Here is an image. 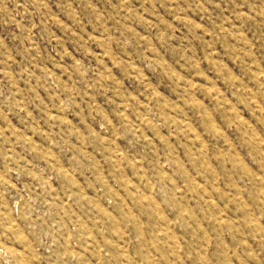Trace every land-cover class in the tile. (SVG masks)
<instances>
[{"label": "rangeland", "instance_id": "obj_1", "mask_svg": "<svg viewBox=\"0 0 264 264\" xmlns=\"http://www.w3.org/2000/svg\"><path fill=\"white\" fill-rule=\"evenodd\" d=\"M0 264H264V0H0Z\"/></svg>", "mask_w": 264, "mask_h": 264}]
</instances>
